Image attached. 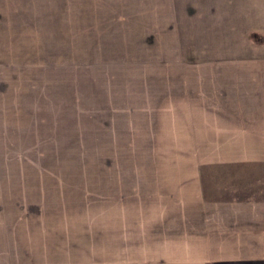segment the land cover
Returning <instances> with one entry per match:
<instances>
[{
  "label": "rangeland",
  "instance_id": "rangeland-1",
  "mask_svg": "<svg viewBox=\"0 0 264 264\" xmlns=\"http://www.w3.org/2000/svg\"><path fill=\"white\" fill-rule=\"evenodd\" d=\"M0 43V176L22 182L17 207L86 219L67 227L91 250L111 176L189 159L192 133L213 151L176 119L191 80L176 66L264 63V0H0Z\"/></svg>",
  "mask_w": 264,
  "mask_h": 264
},
{
  "label": "crops",
  "instance_id": "crops-1",
  "mask_svg": "<svg viewBox=\"0 0 264 264\" xmlns=\"http://www.w3.org/2000/svg\"><path fill=\"white\" fill-rule=\"evenodd\" d=\"M179 68L191 72L190 101L176 119L207 131L211 146L214 136L213 151L192 133L189 159L145 160L141 172L111 176V206L94 213L109 219L95 220L91 250L86 230L67 227L86 219L25 211L16 206L22 182L0 176V264H264V63Z\"/></svg>",
  "mask_w": 264,
  "mask_h": 264
}]
</instances>
